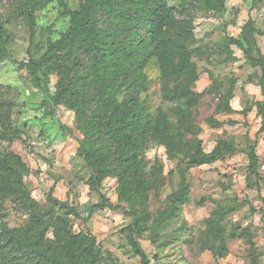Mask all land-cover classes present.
I'll list each match as a JSON object with an SVG mask.
<instances>
[{
  "label": "rangeland",
  "instance_id": "374dc122",
  "mask_svg": "<svg viewBox=\"0 0 264 264\" xmlns=\"http://www.w3.org/2000/svg\"><path fill=\"white\" fill-rule=\"evenodd\" d=\"M164 1L169 7L188 8L194 19V38L187 47L199 78L192 91L203 95L192 102L185 98L165 100L160 62L153 58L145 68L148 84L140 100L149 114L155 118L163 115L173 124L172 132L181 138L186 151H191L198 138L206 154L220 151L215 162L197 166L183 154L170 157L157 143L147 146L141 155L146 176L151 179L158 171L161 184L157 191H151L147 210L156 215L165 209L183 177L190 193L177 217L155 232L150 224L139 243L149 264H250L246 239L231 240L219 262L205 242L201 243L206 220L219 206L232 202L235 209L224 218L227 235L234 226L246 229L260 264H264V188L248 177L251 149L255 148L259 158L264 154V73L245 54L264 58V0H226L219 13L207 10L203 0ZM66 5L77 11L80 2L66 0ZM21 6V0H0V22L10 36L8 54L25 65L0 60L2 100L9 103L12 127L20 132V139L12 143L0 141V152L8 151L23 162L22 176L42 216L51 215L55 206L68 218L72 234L95 239L101 264H144L130 241L131 218L123 210L98 207L100 193L92 185L91 171L79 152L83 137L79 124L67 106L52 100L59 89L60 73L41 70L37 79L29 73L27 62L39 60L50 43L60 40L70 19L58 3H51L37 9L31 31ZM249 20L254 22L255 32L244 35L242 30ZM229 38L240 40L244 49L230 44ZM227 96L229 109L222 106ZM179 109L191 111L193 133L184 132L176 115ZM213 115L222 122L221 127L207 124ZM118 191V179L103 181L101 193L113 208L120 205ZM28 219L27 211L12 200L6 201L0 220L18 228Z\"/></svg>",
  "mask_w": 264,
  "mask_h": 264
},
{
  "label": "trees",
  "instance_id": "16d2710c",
  "mask_svg": "<svg viewBox=\"0 0 264 264\" xmlns=\"http://www.w3.org/2000/svg\"><path fill=\"white\" fill-rule=\"evenodd\" d=\"M21 2L31 31L37 9L51 3H58L62 14L70 19V26L60 40L50 43L39 60L31 58L27 62L29 73L35 79L41 70L60 73L59 89L52 100L54 104L67 106L79 124L83 134L79 152L91 171L92 185L100 193L98 207L120 209L131 218V244L143 263L149 264L138 239L150 224L155 232L179 215L188 201L190 185L183 177L178 191L168 197L166 208L152 215L147 203L151 191H157L161 185L160 174L155 171L153 178H147L145 159L141 155L149 144L157 143L170 157L183 154L192 165L202 166L215 162L220 151L219 148L206 154L200 138L195 140L191 151H186L181 138H176L172 132L173 124L163 115L155 118L149 114L140 100L148 84L145 68L153 58L160 62L165 100L185 98L192 102L202 97L203 94L192 91L199 74L187 47L194 38V19L188 8L169 7L164 0H79L77 11L69 10L66 0ZM225 2L203 0L205 8L215 13L224 10ZM254 32V22L249 20L242 33ZM9 41L10 36L0 22V60L25 66L24 62L13 61L8 54ZM228 41L243 48L240 40L229 38ZM245 54L264 73V58ZM226 99L222 106L229 109L230 96ZM8 106L0 92V141L12 143L20 139V132L12 127ZM176 115L184 132L193 133L191 111L179 109ZM215 115L207 124L219 128L222 122ZM248 158V177L258 186L260 158L255 148ZM24 167L14 154L0 152V215L8 200L29 214L27 222L18 228H10L0 220V264H101V253L93 237L72 234L68 218L55 206L51 215H41L22 176ZM110 177L119 181L120 205L115 208L101 193L103 181ZM50 198L53 199L51 194ZM262 200L264 205V198ZM234 209L232 202L216 209L206 220L207 231L201 243L205 242L219 262L231 240L246 239L249 263L260 264L246 229L234 226L227 235L224 218Z\"/></svg>",
  "mask_w": 264,
  "mask_h": 264
},
{
  "label": "built area",
  "instance_id": "2783aa9c",
  "mask_svg": "<svg viewBox=\"0 0 264 264\" xmlns=\"http://www.w3.org/2000/svg\"><path fill=\"white\" fill-rule=\"evenodd\" d=\"M260 161L258 165V174L260 179V185L264 188V154L262 153V156H260Z\"/></svg>",
  "mask_w": 264,
  "mask_h": 264
}]
</instances>
